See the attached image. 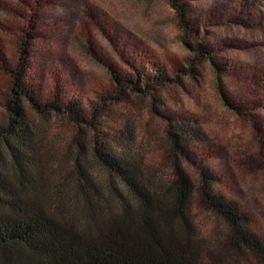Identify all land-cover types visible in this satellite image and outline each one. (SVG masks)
<instances>
[{
    "label": "rangeland",
    "instance_id": "374dc122",
    "mask_svg": "<svg viewBox=\"0 0 264 264\" xmlns=\"http://www.w3.org/2000/svg\"><path fill=\"white\" fill-rule=\"evenodd\" d=\"M183 3L200 27V41L215 49L217 62L226 68L225 93L245 103L248 113L240 115L225 105L209 61L193 62L195 40L186 39L190 45L183 41L169 0H0V52L18 58L17 44L36 32L35 39H28V74L46 96L55 85L79 99L117 96L111 92L109 66L125 73L134 64L157 62L174 77L179 74V82L161 90L112 100L102 109L98 131L84 130L77 143H88L97 134L112 152L128 154L149 174L166 176L167 149L160 145L166 142L164 116L191 122L195 133L189 143L195 156L220 177L216 189L240 203L264 240V158L254 127L264 130V82L258 79L264 77V0ZM8 82L0 70L2 123ZM31 117L46 181L54 192L61 177L53 165L72 143L74 129L68 119L56 115ZM81 162L103 178L90 154ZM185 167L197 180L196 168L188 163ZM194 212L202 233H213L214 218Z\"/></svg>",
    "mask_w": 264,
    "mask_h": 264
},
{
    "label": "trees",
    "instance_id": "16d2710c",
    "mask_svg": "<svg viewBox=\"0 0 264 264\" xmlns=\"http://www.w3.org/2000/svg\"><path fill=\"white\" fill-rule=\"evenodd\" d=\"M183 1L169 0L183 41L195 40L193 62L209 61L225 105L240 115L248 113L245 103L225 93L226 68L217 62L215 49L200 41V27L188 17ZM35 33L17 44L18 58L0 52V70L9 77L7 117L0 122V264H264V240L250 216L216 189L220 177L192 151L191 122L164 116L166 142L160 145L167 149L166 176L149 174L128 154L112 152L97 134L88 143H77L84 130L98 131L102 109L112 100L161 90L179 82V74L174 77L157 62L134 64L125 73L109 66L111 92L117 96L79 99L60 85L46 96L28 74V39H35ZM32 115L63 117L74 129L72 143L53 165L63 183L52 188L55 195L46 181ZM254 127L264 158V130ZM87 154L97 160L103 178L81 162ZM185 163L196 168L197 180ZM196 209L217 223L208 236L200 230Z\"/></svg>",
    "mask_w": 264,
    "mask_h": 264
}]
</instances>
